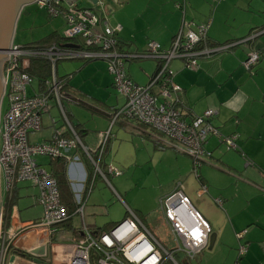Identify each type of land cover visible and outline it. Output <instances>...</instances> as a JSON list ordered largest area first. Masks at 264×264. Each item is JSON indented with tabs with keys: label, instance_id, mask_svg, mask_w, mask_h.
Wrapping results in <instances>:
<instances>
[{
	"label": "built area",
	"instance_id": "2783aa9c",
	"mask_svg": "<svg viewBox=\"0 0 264 264\" xmlns=\"http://www.w3.org/2000/svg\"><path fill=\"white\" fill-rule=\"evenodd\" d=\"M34 2L46 8L51 16L64 14L67 25L64 36L77 46L67 47L56 42L47 46H27L19 45L14 40L10 43L8 57H2L0 61V76L4 84L2 106L8 100L6 113L0 114V173L6 193L20 181L31 182L38 188V199L44 208V216L39 222L28 224V228L46 229L53 234L73 216L81 217L82 225L78 230L81 237L59 242H52L49 238L45 258L49 264L194 263L197 255L208 246L211 227L192 207L179 180H176L171 192L158 199L161 219L173 243L172 247H168L129 207L126 209L127 216L109 229L94 231L85 222V207L96 178L101 175L109 181L100 166V156L106 149L111 131L102 134L103 140L98 148L99 159H94L68 118L63 99L74 97L62 93L67 78L57 76V63L68 59L107 60L114 86L124 97V104L117 110L116 119L124 115L161 131L172 140L171 143L161 140L166 146L187 155L192 166H200L211 155L204 148L209 135L218 136L226 149L236 148V135H222L219 132L211 122L215 113L213 109H206L201 114L186 112L187 119L184 118L182 110L186 111V108L181 100L182 87L173 79L170 62L179 58L185 68L193 69L198 59L227 51L240 41L209 46L205 44L209 23L191 29L183 19L168 49L156 41L147 42L143 55L156 59L159 64L155 75L147 84L141 85L134 82L124 70L123 61L136 55L119 50L120 26H112L107 15L82 7L74 0ZM176 6L184 14V5L177 3ZM261 32L264 29L252 33L247 40ZM36 57H44L51 62V75L42 78L38 89H33V93L29 94V87L33 88L36 78L28 69L31 58ZM258 59V51L252 50L242 65L250 70ZM51 101L62 112L65 127L55 129L49 142H31L29 133L42 129V116L50 110ZM65 131H69L72 137L66 136ZM78 147L92 161L94 172L89 186L72 183L74 209L70 212L62 201L57 176L54 171L39 163L37 157L64 158L74 163L78 157L70 156L69 151ZM108 171L112 175L120 174L119 169L113 165L108 167ZM200 191H206L205 185H201ZM215 201L220 203L218 198ZM5 237L1 240L0 230V264H5L9 256V241ZM92 251L99 256L97 263ZM244 251L245 246H240L239 252Z\"/></svg>",
	"mask_w": 264,
	"mask_h": 264
},
{
	"label": "crops",
	"instance_id": "0c3cea01",
	"mask_svg": "<svg viewBox=\"0 0 264 264\" xmlns=\"http://www.w3.org/2000/svg\"><path fill=\"white\" fill-rule=\"evenodd\" d=\"M74 1L79 4L82 2L86 7H94L88 0ZM106 1L109 5L104 14L109 18V23L114 27L120 26L119 50L136 55L128 60H138L137 63L130 62L127 66L129 77L138 84L140 78L148 82L158 65L156 59L143 55L147 40L156 41L161 47L168 49L173 37L180 30L183 19L189 23L191 29L202 23H209L207 40L212 44L240 41L227 51L198 59L197 66L193 69L185 68L179 58L171 60L173 79L182 87L181 100L186 108V111L182 110L184 118L187 119L186 112L201 114L206 109H213L215 113L211 118L212 124L222 135L235 134L237 148L226 150L218 136L209 135L204 148L211 155L208 162L202 163L199 167L200 178L197 179L192 172L191 159L187 155L172 147H166L159 138L154 137L161 150H164L154 164L160 181L159 188H164L157 199L171 192L176 180L182 183L183 178L185 184L182 183V189L192 207L209 223L211 232L215 233L213 246L210 249L207 246L201 251L192 264H264V32L247 40L253 31L264 29V0ZM177 3L184 5V14L182 9L176 6ZM129 4L136 5L137 8L123 16ZM52 33L63 36L57 28L50 32ZM138 35L142 36L143 42ZM252 50L258 51L259 59L251 71H247L242 62ZM147 58L153 61L145 60ZM92 62L73 64L74 70L65 72L62 76H59L57 69V76L63 79L69 78L72 74V78L75 79L77 74H82L86 68L92 67ZM102 77L105 78L104 81L107 80L106 91L110 86L115 88L113 77L106 66ZM35 78L38 80V86L33 84V89L37 90L40 81L37 76ZM74 85H78L77 82ZM79 85L76 86L78 91L83 89L86 93H91L81 86L82 80ZM95 111L103 115H99L94 126L89 125L86 120L77 118L75 113L67 111L72 124L81 133L84 145L92 153L98 151L102 134L108 129L112 131L116 125L111 126V114L108 112L101 109ZM125 125L134 128L129 124ZM51 126V133L43 141L34 142L51 141L55 129L64 128L65 124L54 122ZM65 135L72 137L69 131H65ZM111 145L113 142L110 136L107 147L110 148ZM69 155L78 157L77 161L70 163L66 159L51 158V170L55 172L57 179L56 171L65 170L66 182L70 188L72 183H81L87 187L94 172L92 161L84 157L86 154L81 147L70 150ZM94 155L98 157L97 154ZM104 156L105 154L101 163ZM81 157L86 159L88 169L80 161ZM55 161H58V168L53 166ZM58 181L60 185V179ZM28 184L36 187L31 182ZM201 185H205L206 191H200ZM16 187L14 185L13 189ZM217 198L220 199V203L215 201ZM36 200L40 203L38 195ZM66 205L72 212L73 201ZM124 206L126 209L129 207L126 204ZM4 210L5 218L3 219L2 215L0 230L4 226V232L12 241L13 247L28 252L44 244L47 246L52 233L46 229L28 228V224L37 222L22 218L13 197L9 198ZM74 217L59 227V231L69 235L71 239L76 238L77 231L82 225V219L81 225H78L74 223ZM88 225L92 226L94 231L100 229L92 224ZM146 225L150 228L149 223ZM159 225L162 230L159 227L158 234L153 232L167 243L165 237L168 238V234L161 218ZM240 246H245L243 253L239 252ZM12 264L37 263H33L30 258L17 255Z\"/></svg>",
	"mask_w": 264,
	"mask_h": 264
},
{
	"label": "rangeland",
	"instance_id": "374dc122",
	"mask_svg": "<svg viewBox=\"0 0 264 264\" xmlns=\"http://www.w3.org/2000/svg\"><path fill=\"white\" fill-rule=\"evenodd\" d=\"M80 4H82V2H80ZM82 6L86 7L84 3ZM136 8V5L129 4L128 8L123 12V16H126L128 12H133ZM55 28L60 30L63 36L66 35L67 25L64 14L51 16L46 8L40 7L35 2L27 4L18 16L14 30V42L19 45L37 42L49 35ZM138 38L143 42L142 36L138 35ZM148 41L149 40H147V42ZM153 59L147 58L145 60L153 61ZM137 61L130 59L123 61L124 70L127 74L128 64H130V62L137 63ZM84 62H86L84 59L59 61L57 63L59 76L64 75L65 72L73 71V64L82 65ZM91 65L92 67L86 68L85 72L82 74H77L75 79L72 78L73 75L70 74L62 87L63 94H69L74 97L73 99H63V105L66 111L75 113L77 118L86 120L89 125L94 126L97 123L99 115H103L97 113L95 110L101 109L111 114V126L113 127L116 124L111 131L113 145L110 146L108 152H105L103 163H101V168L107 174L109 181L101 175L95 180L85 207L86 223L92 224L96 226V228L98 227L102 230L109 229L127 216L124 206V204H126L137 214L142 222L145 224L149 223L151 230L158 234L159 231H157V229L160 227L161 213L159 211V201L157 198L164 191V188H159L158 184L160 181L154 164L158 155L164 153V150H161L162 148H160L154 137L166 143H171L172 140L161 131L133 118L120 115L116 119L117 109H120L124 104V97L116 88L111 86L109 89L107 88L108 91H106L105 83L107 80L104 81L105 78L102 77V72L105 66L108 69V62L107 60L97 59L93 60ZM106 71L105 69V72ZM108 76L110 77V75ZM77 77H79L78 80H76ZM81 80L83 84L81 86L91 93H86L83 89H80L81 91L76 89V86H80ZM76 82L78 85H74ZM146 82L147 81H142L140 78V84H145ZM34 85L38 86L37 79ZM32 93L33 88L30 86L29 94ZM84 103H86V105H84ZM7 108L8 100L6 99L2 106V115L6 113ZM70 117L71 116H69V118ZM69 120L72 123L71 118ZM54 122L55 124H65L59 107L54 101H51L50 110L42 116V130L30 132L29 140L31 142L35 140L43 141L44 138L51 133V125H53ZM124 123L134 128L126 126ZM107 131H109V129ZM101 142L102 138L99 140L98 146ZM84 157L86 159L89 158L87 155ZM85 158L81 157L80 161L88 169ZM37 160L46 169L51 170V158L49 156H38ZM57 162L58 161L53 162L55 168H58ZM110 165L117 167L120 174H109L108 167ZM175 167L177 168V166ZM20 182L15 183L17 186L15 190L12 188L11 191L6 193L3 178L0 173V220L2 214L5 213V203L10 197H13L22 214V218L24 220L32 219L38 222L40 217L44 215L43 206L36 200L39 191L37 187L29 186L28 183L30 182ZM182 183L185 184L183 178ZM87 186H89V182ZM59 189L64 203L73 201L74 197L68 182L65 181L61 183ZM74 223L81 225V217L75 215ZM160 229L162 230V227H160ZM5 235L4 226H2L1 240ZM168 238L165 237V241L167 242L165 244L168 247H172L173 243L170 241L169 236ZM5 239L9 241V246H12V241H10L7 236ZM51 240L52 242H59L71 241L73 239H71L69 235L62 233V231H58L52 234ZM20 251L26 253L27 256L24 254L18 256L29 258L30 255L27 251ZM92 255L94 256L95 263H97L99 259L98 254L92 251ZM10 258L11 255L6 258L5 264L10 263Z\"/></svg>",
	"mask_w": 264,
	"mask_h": 264
},
{
	"label": "water",
	"instance_id": "95a60500",
	"mask_svg": "<svg viewBox=\"0 0 264 264\" xmlns=\"http://www.w3.org/2000/svg\"><path fill=\"white\" fill-rule=\"evenodd\" d=\"M35 0H0V61L2 57H8V47L14 39V30L15 25L20 15L22 9L30 3H33ZM71 2V0H68ZM94 7H91L93 10L100 12L106 11L109 3L106 0H88ZM90 8V7H89ZM64 46H77L74 43H65ZM4 92V84L0 76V107L1 101ZM216 235L211 232L209 235L208 248L210 249L215 241ZM29 258L33 263L37 264H49L47 259V246L46 244L41 245L40 247H35L28 251ZM17 255L13 254L10 258V264H12ZM184 264H187L184 262Z\"/></svg>",
	"mask_w": 264,
	"mask_h": 264
},
{
	"label": "trees",
	"instance_id": "16d2710c",
	"mask_svg": "<svg viewBox=\"0 0 264 264\" xmlns=\"http://www.w3.org/2000/svg\"><path fill=\"white\" fill-rule=\"evenodd\" d=\"M260 30H262V29H260ZM260 30H258V31H260ZM253 32H255V31H253ZM70 41H71V39H69V38H67V37H65V36H60V35H58V34H56V33H52V34H49V35H47L45 38H43V39H41V40H39V41H37V42H33V43H30V44H27V46L28 45H32V44H36V45H39V46H47V45H50V44H52V43H54V42H56V43H58L59 45H64L65 43H70ZM230 42H234V41H230ZM225 43H228V42H224V43H220V44H225ZM205 44H207V45H209V46H214V45H220V44H212V43H210V42H208V40H207V38H206V41H205ZM202 45V44H201ZM248 55V54H247ZM247 57V56H246ZM159 64V63H158ZM157 67H158V65H157ZM254 67V66H253ZM252 67V68H253ZM251 68V69H252ZM251 69L250 70H247V71H251ZM29 72L32 74V75H34V76H37L38 78H39V81L42 79V78H47L48 76H50L51 75V62L49 61V60H47L46 58H44V57H36V58H31V65H30V67H29ZM157 72V68H156V70L154 71V73L152 74V76L153 75H155V73ZM151 76V77H152ZM150 77V78H151ZM118 110V109H117ZM67 115H68V118H69V114L67 113ZM212 118V117H211ZM70 119V118H69ZM73 125V124H72ZM74 126V125H73ZM74 128H75V130L77 131V133L79 134V136H80V138L82 139V137H81V133H79L78 132V130H77V128L74 126ZM164 144V143H163ZM107 145H108V142H107ZM165 145V144H164ZM166 146V145H165ZM236 148H237V146H236ZM236 148H234V149H236ZM108 149H109V147H107L106 146V149H105V151L103 152V154L100 156V166H101V159H102V157H103V155L105 154V152H107L108 151ZM226 150H231V149H226ZM94 154H97L98 155V157L96 156V155H94ZM92 157L94 158V159H99V153H98V151L96 152V153H92ZM58 159H60V160H62V159H64V158H56V160H58ZM53 160H55V159H53ZM65 160V159H64ZM208 162V161H207ZM204 163V162H203ZM202 165V164H201ZM200 165V166H201ZM200 166H192V172H193V174L194 175H196L195 177L197 178V179H199L200 178V174H199V167ZM94 170V169H93ZM55 173V172H54ZM56 174L58 175V179H60V182L61 183H63V182H65L66 181V177H67V175H66V171L64 170H62V171H60V170H57L56 171ZM97 179V178H96ZM6 204H7V202L5 203V207H6ZM3 215V219L5 218V213H3L2 214ZM70 221V220H69ZM68 221V222H69ZM66 223H64V224H62V225H65ZM91 228H93L92 226H90ZM94 230V229H93ZM102 229H98V231H101ZM76 237H81V235H79V231H77V236ZM11 254H15V255H25V256H27V254L26 253H24V252H22V251H20L19 249H17V248H15V247H13V246H9V248H8V255H11Z\"/></svg>",
	"mask_w": 264,
	"mask_h": 264
},
{
	"label": "flooded vegetation",
	"instance_id": "af4514ba",
	"mask_svg": "<svg viewBox=\"0 0 264 264\" xmlns=\"http://www.w3.org/2000/svg\"><path fill=\"white\" fill-rule=\"evenodd\" d=\"M2 102V101H1ZM1 112H2V103H1V107H0V114H1Z\"/></svg>",
	"mask_w": 264,
	"mask_h": 264
}]
</instances>
